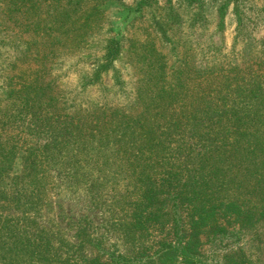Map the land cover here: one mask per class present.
I'll return each instance as SVG.
<instances>
[{"label": "rangeland", "instance_id": "obj_1", "mask_svg": "<svg viewBox=\"0 0 264 264\" xmlns=\"http://www.w3.org/2000/svg\"><path fill=\"white\" fill-rule=\"evenodd\" d=\"M61 11L55 0L34 10L0 0V264H169L153 257L160 239H177L190 208L209 215L203 196L171 199L200 180L188 167L206 101H237L228 116L243 118L264 101V0H83L70 19ZM225 223L203 230V261L264 264V218Z\"/></svg>", "mask_w": 264, "mask_h": 264}, {"label": "trees", "instance_id": "obj_2", "mask_svg": "<svg viewBox=\"0 0 264 264\" xmlns=\"http://www.w3.org/2000/svg\"><path fill=\"white\" fill-rule=\"evenodd\" d=\"M46 1L52 2L53 0H20V3H29L34 10ZM55 1L59 7H63V11L59 14L63 20H66L78 10L83 0H66L65 3L61 0ZM50 7L58 14L57 5L53 7L50 3ZM228 102L237 103V101H206L204 113L210 122L200 124L202 121H199V128L193 136L198 138L200 150L196 152L194 165L188 167L197 174L200 180L198 182L192 178L193 181H197V187L192 188V185H185L189 186V189L185 188L181 191L184 197L174 194L171 198L172 200L186 198L190 205H194L200 196H203V201L210 204L209 215L195 216L190 208L187 227L177 222L174 228V237L177 239L169 238L168 234L160 239L153 256L156 259L159 257V260L169 264H210L203 261L202 250H200L204 229L213 227L216 229L213 234L220 233L227 226L226 221L229 224L232 223V218L242 229L254 228L257 221L264 218V101H257L256 110L246 112L244 118L235 115L228 116L233 109L240 108V105H232ZM241 149H243L242 152ZM242 154L247 160H240ZM257 157L261 160H254ZM249 159L252 160L249 161ZM258 161H261L260 167L251 172L249 177H241L245 175L242 173V165L248 168L249 163ZM244 189L250 192V200L246 201L249 203L243 206L237 202L240 198L237 195ZM157 190L160 189L156 187L155 181L147 185L143 194V199L150 198L145 207L146 210L152 202L151 197ZM156 200L158 201V198ZM151 213L163 216L162 207L154 208ZM142 218L143 216L139 215L137 221L139 224ZM154 222L157 221L154 220ZM22 244H28V242L23 239ZM24 251L27 252L26 249ZM231 258L236 259V257ZM94 261L97 264H106L98 257ZM234 264H252V262H248L244 257L242 261L235 260Z\"/></svg>", "mask_w": 264, "mask_h": 264}]
</instances>
